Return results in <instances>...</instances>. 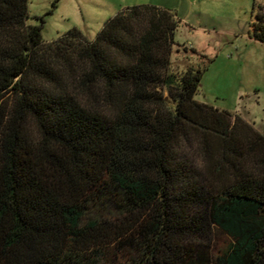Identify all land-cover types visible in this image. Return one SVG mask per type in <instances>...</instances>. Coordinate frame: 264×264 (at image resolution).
Listing matches in <instances>:
<instances>
[{
	"label": "trees",
	"instance_id": "1",
	"mask_svg": "<svg viewBox=\"0 0 264 264\" xmlns=\"http://www.w3.org/2000/svg\"><path fill=\"white\" fill-rule=\"evenodd\" d=\"M29 3L0 0V264H264V134L195 99L206 67L172 68L177 15L45 42Z\"/></svg>",
	"mask_w": 264,
	"mask_h": 264
},
{
	"label": "rangeland",
	"instance_id": "2",
	"mask_svg": "<svg viewBox=\"0 0 264 264\" xmlns=\"http://www.w3.org/2000/svg\"><path fill=\"white\" fill-rule=\"evenodd\" d=\"M137 6L168 9L181 21L172 68H207L195 99L242 117L264 134V44L253 38L264 0H30L28 24L42 26L45 42L75 29L93 41L108 20ZM178 154L181 162L205 171L195 140L181 141ZM227 242L220 235L215 240L218 249Z\"/></svg>",
	"mask_w": 264,
	"mask_h": 264
},
{
	"label": "crops",
	"instance_id": "3",
	"mask_svg": "<svg viewBox=\"0 0 264 264\" xmlns=\"http://www.w3.org/2000/svg\"><path fill=\"white\" fill-rule=\"evenodd\" d=\"M257 130V129H256Z\"/></svg>",
	"mask_w": 264,
	"mask_h": 264
}]
</instances>
